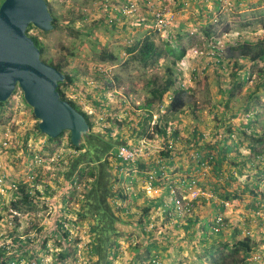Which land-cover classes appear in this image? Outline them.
Returning <instances> with one entry per match:
<instances>
[{
  "label": "rangeland",
  "instance_id": "obj_1",
  "mask_svg": "<svg viewBox=\"0 0 264 264\" xmlns=\"http://www.w3.org/2000/svg\"><path fill=\"white\" fill-rule=\"evenodd\" d=\"M48 1L54 15L58 18L57 24L50 31H43L31 24L28 32L30 35L38 36L45 45L43 59L53 60L54 63H58L62 59L66 63L64 71L73 75L75 84L64 85L63 89L67 96L74 99L91 115L94 131H103V126L111 125L110 123L116 119L119 124L129 121L123 128L126 130L130 126V122L134 127L142 115L145 117L142 133L157 137L156 141L161 149L162 145V148H165L166 141L163 138V142L161 137L159 139L155 127L160 116L163 118V123L169 121L176 123L177 119L184 120V122L191 119L199 123L200 118L203 117L207 139L214 140L221 135L228 134L227 125L236 121L234 116L243 117L245 111L234 112L236 104L247 101L258 103V108L264 113V60L251 64L252 74H250L247 84L255 90L251 94V98L248 99L247 94L244 95L241 92L234 94L235 90L229 91L231 88L228 84L234 80L231 71L238 69L233 60L228 58L220 64L215 62L216 59L209 53L212 45L226 47L233 44L235 39L233 35H238L237 39L239 40L243 39V36L254 40L261 38L263 30L259 19L264 13V0H252L255 3L254 9L250 12L251 16L247 10H245L246 12H237L233 8L232 0H221L218 10L215 0ZM129 1L138 6L135 12L126 14L122 11V14L117 16V12L110 8L108 9L109 16L106 15L107 5L125 9L131 4L128 3ZM161 2L166 3L164 4L167 5L165 7L168 9L167 14L170 18L167 30L159 29L153 17V10L162 6ZM111 18L117 19L116 27L108 21ZM245 21H251V26L245 25ZM233 25L238 28H234ZM148 35L162 49L167 47L169 41L173 42L174 47L180 48V51L184 47V49L188 48L185 57L182 56V59L179 57V62L175 66L176 54L165 51L163 56L145 65L137 54L128 52V48ZM103 52L113 54L115 59L107 58L103 61ZM185 58L190 62L185 63ZM238 62L242 63L240 60ZM183 64L184 66L192 64V73L194 74V69L197 74L190 78L193 81V92L191 93L194 95L187 98L190 105L188 104L183 111L173 115L168 107L159 109L157 101L151 107H147L146 102L154 98L153 88L158 83L166 82V79L171 75L170 68L175 73V79L182 82ZM179 65L181 69H179ZM203 66L207 68L203 70ZM102 74H105L104 77ZM105 77L111 79L109 84ZM236 80L242 81L240 77H237ZM184 82L186 84V76ZM236 84L238 83H234V89H238ZM101 103L105 106H101ZM195 103L198 108L194 105ZM148 109L152 113L151 119L146 118ZM201 113L203 115H200ZM38 123L39 119L35 116L33 107L25 100L22 89L17 87L11 99L0 106V139L7 140L9 144L7 147L0 148V245L7 241L11 243L17 235L23 236L22 238L25 239L27 234L31 233L32 237H35L32 243L38 250L43 247V244L39 242L40 235L48 237V247H51L52 252L57 249L61 250L63 246L59 244L60 238L55 231V220L61 215L64 199L65 204L76 212L85 201L86 188L82 170L69 174L68 158L74 153V149L70 147V132L65 131L58 141L51 142L46 134L36 131ZM179 126L183 130L188 127L187 123L179 124ZM113 127L115 132L119 129L116 122ZM132 138L130 136V142L135 139ZM143 142V146L150 147L151 141L149 142L147 137L143 139ZM138 145L135 142L132 147ZM259 178L261 182L264 181V175ZM20 182L29 183L33 187V192L35 193L34 190H37L40 192L38 194L42 196L33 210L24 208L25 210L18 211L12 207L13 201L17 198ZM13 183L17 186H13ZM198 183L203 186L199 180ZM206 191L209 195L213 194L209 189ZM246 194L248 195V193ZM250 204V198L243 195L241 198L231 201V204H227L228 207L230 206L227 217L229 222L236 221L235 224L242 229V233L238 234V239L246 235L245 231L251 224L249 231L254 242H257L255 255L259 260L257 262L254 259L256 262L254 264H264V241L259 243L261 236L257 234V228L259 227L260 230L262 223L256 225V218L253 214L250 216ZM70 214L72 215V213ZM73 216L77 217V214L75 213ZM250 218H252L251 223L245 220ZM79 222L83 224L80 232V223H78L79 228L68 225L73 233L79 234L81 240L73 241L79 246L78 259H75L74 256L68 260L52 257L53 260L49 259L48 264H90L84 256V244L90 239L85 232L89 230V227L86 220L80 219ZM117 226L120 229L130 228L133 231L132 236L134 233H139L133 223L126 225L122 222ZM12 231L14 234L9 235ZM124 235L125 232L120 237L124 243L122 247L126 248L129 245V248L133 245L135 248H146V242L140 233L138 237H134V239L138 238L136 243L132 239L124 238ZM115 238L117 236H112V242ZM178 240L180 239H176L175 244L179 243ZM181 243H183L182 253L173 257H165V260L160 263L184 264V260H178L180 257L185 258L186 264H200V262L211 264L213 261L208 249L202 251L199 248L195 254H187L189 245L184 241ZM190 252L192 253V251ZM122 253V256L114 261V264H126V258H128L126 256L129 253L126 256L124 250ZM241 257L242 255L239 253L238 258ZM129 260L128 264H133L134 258L129 257ZM227 260L231 261L232 258H227ZM143 263L148 264V260Z\"/></svg>",
  "mask_w": 264,
  "mask_h": 264
},
{
  "label": "trees",
  "instance_id": "obj_2",
  "mask_svg": "<svg viewBox=\"0 0 264 264\" xmlns=\"http://www.w3.org/2000/svg\"><path fill=\"white\" fill-rule=\"evenodd\" d=\"M2 2L3 0H0V4ZM47 2L53 15V23L55 27L58 22V18L54 15L53 9L48 0ZM109 6L110 5H107L108 8L106 9L107 16H109L108 9L110 8L117 12V16L122 14L123 9ZM108 21L111 22L112 26H117V19L113 20L111 18ZM259 21L262 23L264 31V13L261 15ZM31 26L32 25L29 26L28 30ZM165 29L167 30L168 27ZM31 36L36 45L40 48L41 55H43L45 52V45L38 38V36ZM184 48L180 51V48L178 49V47H174L173 42L169 41L167 47L162 49L148 35L143 39H139L134 45L129 47L128 52L137 54L145 65H148L156 58L163 56L165 51H168L169 53L172 52V54H176L174 62V65L176 66L179 57L184 56L188 50V48ZM214 49L217 50V55L215 56L220 61V64L229 58L230 60H233L235 66L238 68L237 70H241L244 66L238 62V59H243L250 63H258L264 60V33L263 37L260 39H245L243 42L239 40L234 41L233 44L229 45L226 49L228 54L222 53V56H220L221 49H219V47L215 46ZM102 54L103 61L107 58L113 60L115 59L113 54H107L106 52H103ZM44 60L55 65L66 74V79L59 82L58 89L65 99H68L72 105H74L86 116L90 124V133L81 146H75L70 137V147L74 149V153L69 155L67 163L70 171L69 174L78 170L83 171L82 178L85 180L86 188L85 201L80 206L79 210L75 212L74 209L69 208L65 204L66 201L64 199L61 215L57 220H55V231L60 238L59 244L63 245L61 250L57 249L56 251L51 252V247H48L47 243L48 237L46 236L40 235L39 242L43 244V247L38 250V248H36L32 243L35 240V237H32L31 233L27 234L25 239H23L22 236L17 235L8 245L0 246V264H12L13 261H15L16 264H45L44 259L46 256L51 258V260H53L52 257L68 260L71 256L78 259L77 252L79 250V246L78 243H73V241L79 242L81 240L79 239V234L73 233L68 225H74L79 228L80 225L78 227V223H80V219L86 220V224L89 227V230L86 232L84 231L86 235L90 237V239H88V241L84 244V256L87 258L86 260L88 263L114 264V261L120 255L121 242L119 241V238L125 232L124 229H120V227L117 226L118 223L123 222V210H121V207L117 206L116 201L118 199L122 201L126 200L129 196L121 186V181L123 180L121 171L124 166L128 165V163H125L122 160L121 164H119V161L116 162V159L119 160L116 148L125 142L126 138L120 132H115L112 124L103 126V131H94V123L91 115H89L74 99L67 96L63 89L64 85L75 84V78L73 75L64 71V64L66 63L62 59H60V62L58 63H54L53 60ZM170 74L171 75L168 79H166V82L161 84L158 83V85L153 88L152 94L154 100L151 99L146 102L147 107H151V105L157 101L159 102V105L162 106L167 104L166 107H168L169 111L177 113L183 111V109L189 104V102H187V89L185 88V84L183 81L180 82L175 79V73L171 68ZM102 75L104 77L105 74ZM105 78L107 80V84H109L111 79L109 77ZM10 99L11 97L8 100ZM5 102L0 101V106H3ZM194 105L197 106L196 103ZM101 106H105V104L101 103ZM162 106H159V109H161ZM147 112L148 117L146 118L151 119L152 113L149 109ZM255 116L259 122L260 119H262V122L259 125L255 124V126H253V123L251 122L247 123V125H244L243 123L239 124V126L232 124L227 125L228 134L221 135L215 141H206L201 144L197 138V132L194 135L196 141L195 158L193 159L194 154H192L190 159L192 162L194 161V163L198 164V166L207 164L214 179H211V187H208L213 194L211 196L202 195L197 199L192 200V207L190 209H194L200 199V201L204 200L205 205L210 203V206L213 208V221L207 222L209 224L205 225L206 228L203 230L205 232L203 233L204 239L202 238L200 241L204 247L203 250L205 251L208 249L211 252L210 256L213 257L211 264L256 263L253 256L256 254L255 249L257 242H254L250 234H246L243 238L238 239V234L242 233V229L235 224L236 221L232 220L229 222L228 217L221 213V211H223V209L227 206L226 202L234 201L245 193H251V195L254 196L253 204L256 210L254 213L256 221L258 224L264 222V218L257 213L259 210L264 209V190L261 189V186L263 185L259 178L263 176L264 169L259 170V168L258 172H253L256 170L255 164L257 161L259 164L264 163V117H262L259 112H256ZM144 119L145 117H143L142 120ZM117 120L118 119H116V122L119 124ZM157 121L158 122L155 127L166 142L165 149L161 151V163L156 164L159 166V174H157L156 180L165 172V169L168 168V166L164 165L163 161L168 159L169 163L172 164L175 162V156L179 154V152H177V147H175V142L177 140V136L179 135V129L176 127L171 132L170 136L172 137H170L167 135L168 127L167 123H163V118L160 116ZM36 131L42 132L39 128V123L36 126ZM239 131L245 136H247L248 133H251L248 138H252L255 143L250 148V153H245L241 147L235 148L237 143L233 133ZM63 134L64 132L57 138H52L48 135L47 137L51 142H55L58 141ZM2 147L4 148L7 146ZM233 151L235 154H232ZM137 164L144 167L146 170L148 169L147 166H144L146 163L143 164L138 162ZM147 176L149 177V174H147ZM73 182H75V180H73ZM171 182L172 181L167 180L166 185H170ZM208 189L206 188L205 190ZM34 191L35 193L33 192V187L30 186L29 183L20 182L16 194L17 198L13 201L12 207L16 208L18 211L25 210L24 208L33 210L42 197L38 194L40 193L39 191ZM166 194L167 193L164 191L161 196L155 199L146 198L147 204L142 208V215L140 222L138 223L144 230V233L149 234V237L152 235V232L148 231L146 228L150 225V212L154 210L153 208L158 210V206L164 207L166 201L165 199L167 198ZM170 195L178 212H184L183 209H179L175 199L173 198L174 193L172 194L171 192ZM217 206L220 208L217 209ZM215 209L217 211H215ZM192 211L184 214L188 217L189 213ZM70 213H72V215ZM75 213L77 214V217L73 216ZM249 223H251L250 220ZM82 225L83 224H81V227L79 228V232L81 231V228H83ZM249 228L250 226L248 227V231L250 230ZM226 230H230V232L228 233ZM13 234L14 232L12 231L9 235ZM257 234H260L261 242L259 243H262L264 241V231H260L258 227ZM112 236H117L113 242ZM231 237L233 239H230ZM230 240H232V243H230ZM239 253L242 255L241 258H238ZM151 256L152 262L153 259H160L159 254L157 255L153 253ZM227 258H232V260L229 261Z\"/></svg>",
  "mask_w": 264,
  "mask_h": 264
},
{
  "label": "crops",
  "instance_id": "obj_3",
  "mask_svg": "<svg viewBox=\"0 0 264 264\" xmlns=\"http://www.w3.org/2000/svg\"><path fill=\"white\" fill-rule=\"evenodd\" d=\"M220 1L221 0H215V2L217 3V6H216L217 10L221 6ZM231 2L233 3V8L237 12H243V11L246 12L245 10H247V11H249V15L251 16L252 13H250V12L252 9H254L253 7H254L255 1H252V0H232ZM231 2H230V5H231ZM203 8H204V6H203ZM222 8H224V7H222ZM210 15H211V13H210ZM250 16H249V18H251ZM251 24H252L251 21H247V22L245 21V25L251 26ZM236 25H233V27L237 29L238 27H235ZM243 33H245V32L243 31ZM234 37L236 39L238 37V35H236V36L233 35V38ZM242 38L244 39V36ZM235 39H234V41H235ZM180 59H182V57ZM238 60H240L242 62L240 64H243L244 67L241 70L231 71V74L233 75L234 80L230 81V83L228 84L231 88V89H229V91L235 90V91H233L234 94H239L240 92L244 93V95L247 94L248 99H249V98H251V94H253L254 90H255L253 87H251V85L247 84L249 81V76H250V74H252L251 64H254V63H250V62L243 60V59H238ZM178 62H179V60H178ZM184 62L189 63L190 60L185 58ZM246 63H248V64L245 65ZM191 68H192V64L190 66L188 64H187V66L186 65L184 66V64H183V66H182V72L184 74V77H183L184 81H185V76H186L185 88L187 89V98L189 96H191V97L194 96L191 93V92H193V90H192L193 89V81L190 78H193L194 76L197 75V74H195L194 69H193L194 74L192 73ZM206 68H207L206 66H203V70H205ZM179 69H181L180 65H179ZM191 73H192V76H191ZM237 77H240V80H242V81L241 82L237 81L236 80ZM229 78H231V77H229ZM184 81H183V83H185ZM236 82L238 83V84H236V88H238V89H234V83H236ZM241 83H243V84H241ZM257 104L258 103H253L250 101L241 102L239 104H236V106H238V107L235 106L234 112L245 111V113H244L242 118L238 117V116H236V117L234 116V119L236 121L232 125L239 126V124H242V123L244 125H247V123H250V122L253 123V126H255V124L259 125L262 122V119H260V122H259L255 116L256 112L261 111L258 108ZM159 106H162V105H159ZM166 106H167V104L164 105V108ZM173 114L174 113L172 112L171 115H173ZM200 115H203V114L201 113ZM142 119H143V116L140 115L139 119L137 120L136 125L133 127L131 124L132 122H130V126L127 127L126 130H124L123 128L125 125H127V123H129V121L127 123H123V124L121 123L120 126L118 127L119 129L116 131V132H120L123 136H125L126 140L123 143H126L130 146L134 145L135 142H137L139 145H143V143H144L143 139L146 137L149 139V142L151 141L150 147L145 146L146 147V154L143 156V158L140 162L143 164L146 163V165H144V166H147L148 169L146 170L144 167H141L137 164V166L136 165L124 166L122 171H121L122 176H123V180L121 181V186L124 188V191L129 196H128V199L123 200V201L118 199L116 201L117 206L121 207V210H123V217H122L123 222L126 225H128L129 223H133V225H135L136 229H138L137 231L143 236L144 242H146V248H144V247L135 248L133 245H131L133 248L132 247L128 248L129 245H127L126 246L127 250H125L126 248L122 247L124 244L122 242L123 240L121 238L119 239V241L121 240L120 241L121 247H120V255L119 256L120 257L122 256V254H123L122 250H124L125 256L127 255V253H129V255L126 256V257H128V258H126V262H125L126 264H128V262L130 261L129 257L134 258L133 264H144L143 262H145L147 260H148V264H151L152 263L151 254H153V253H155L157 255L159 254L160 261H164L165 260L164 258L168 257V256L173 257L174 255H179L183 251V243H181L182 241H184L186 244L189 245V250H188L187 254H189V253L195 254V251H197L199 248L202 249V251H203L204 247L202 246V244L200 242L203 238V233H205L203 230L206 228L205 225L209 224L207 222L213 221V218H214V213H213L214 211H213V208L210 206V203H207L205 205L204 200L200 201L201 199L198 201V203L195 205L193 211L190 212L188 217H187V215L184 214L187 212H181V213L178 212V210L174 204V201L172 200V197L170 195L171 192H172V194L175 193V191L181 192V190L179 189L180 177H186V178L198 177L199 178L198 180L200 181V183L203 186H205V187H203L199 184L201 187H203L204 189L208 188V186L211 187L210 184H211V179H213V177H212V172H210V170L208 168V165L205 164V165L198 166V164L194 163V161L192 162L190 159L192 154H194L193 159L195 158L196 141H195L194 135L196 132L198 134L197 138L199 139V142L201 144L205 143L206 141H211V140L207 139V134H206L207 132L205 131L206 126L204 125L205 121L203 120V117L200 118L199 123L197 121L195 122L194 120H191V119H190V121H185V122H184V120L179 121L178 119H177L176 123H171L170 121L166 122L167 127H168V130H167L168 136L171 135V132L176 127L179 129V135L177 136V140L175 142V147H177V152H179V154L177 156H175V158H174L175 162H173L172 164L169 163L168 159L163 161L164 165L168 166V168L165 169V172L163 174L164 177L160 176V177H158V179L156 181L153 180V183H151L152 186H150L147 174L151 173L153 170L159 174V171H158L159 166H157L156 164L161 163V159H160L161 158V151L165 148H162L163 147V145H162L161 149H159V144L156 141L157 137H155L153 135H149L148 133L147 134L142 133V130L144 128V126H143L144 120H142ZM115 122L116 121L113 120V122L110 124L114 125ZM186 123H187L188 127H187V129L185 128L183 130L182 127L179 126V124H186ZM168 124H171V125H168ZM157 132H158V130H157ZM250 135H251V133H248V135L245 136L240 131L234 132L233 136L235 137V140L237 143V146L235 145V148L241 147V149H243V151L245 153H250L251 152L250 148L255 143V141H253L252 138H248ZM130 136L133 137L132 139L135 138L134 139L135 141L133 140L134 142L133 141L130 142L131 141ZM158 137H159V139L161 137L162 141H163V136L161 134H159V132H158ZM170 137H172V136H170ZM216 139H218V137ZM216 139H214L213 141H215ZM230 141H232V140H230ZM234 151L232 152V154H235ZM117 161L120 162V163L118 162L119 164L122 163L121 160L116 159V162ZM198 162H199V160H198ZM255 167H256V170H254L253 172H256V171L258 172L259 170H263L264 169V163L259 164L257 161L255 164ZM206 177H208V178H206ZM167 180L172 181L171 184L168 186L166 185ZM262 185L263 186H261V189L264 190L263 189L264 181H262ZM164 191H165V193H167L166 194L167 198L165 199L166 201H165L164 207L158 206V210L157 209L155 210V208H153L154 210L150 212L151 213L150 214V218H151L150 219V225L148 226V228H146L148 231L152 232V235L149 237V234H145L144 230L139 226V223H138V222H140V218L142 215V208L145 207L147 204L146 198L155 199V198L161 196V194H163ZM181 193L186 194V192H183V191ZM243 196H247L248 198H250L251 204L249 205V212H250V216L252 214L254 216V213L256 211L254 208V204H253V197L254 196L251 195V193H248V195L245 193V194H243ZM215 199H217V198H215ZM227 204H231V202L228 201V202H226V205ZM207 205H209V206H207ZM229 207L226 206V208H224L223 211H221V213H223L225 216H228L229 212H227V211H228ZM219 208L220 207L217 206V209H219ZM215 211H217V210L215 209ZM240 216L242 217V215H240ZM245 220L249 221V220H252V218L245 219ZM249 225L251 228V224H249ZM256 225H259V224L256 223ZM124 231H125L124 238L132 239L133 242L136 243V240L138 238L134 239V237L135 236L138 237L139 233H137V234L134 233L132 236L131 233L133 231L130 228L124 229ZM260 231H264V223L263 222H262V226H260ZM227 232L229 233L230 230H228ZM172 239H175V241H172ZM176 239H180V240H178L179 245L175 244ZM199 242H200V244H199ZM173 245H174V247H172ZM171 248H174L175 250H172ZM145 251H147L146 255H145ZM190 251H192V253ZM148 253H149V255H148ZM180 259L184 260V264H186V260L184 257L178 258L179 261H180ZM200 264H203V263L200 262Z\"/></svg>",
  "mask_w": 264,
  "mask_h": 264
},
{
  "label": "water",
  "instance_id": "obj_4",
  "mask_svg": "<svg viewBox=\"0 0 264 264\" xmlns=\"http://www.w3.org/2000/svg\"><path fill=\"white\" fill-rule=\"evenodd\" d=\"M31 24L43 31L53 29L47 0H3L0 4V101H7L20 87L42 133L57 138L69 131L72 143L81 146L90 124L59 91L66 74L42 58L28 32Z\"/></svg>",
  "mask_w": 264,
  "mask_h": 264
},
{
  "label": "built area",
  "instance_id": "obj_5",
  "mask_svg": "<svg viewBox=\"0 0 264 264\" xmlns=\"http://www.w3.org/2000/svg\"><path fill=\"white\" fill-rule=\"evenodd\" d=\"M164 1H169V0H164ZM128 3H131V4H129L128 6H126L125 9L122 10L126 14H131L138 9V6L136 5V3L131 2V1H129ZM164 3L165 2H161L162 6L153 10L154 11L153 17L159 29L166 28L170 23V18L168 17V14H167L168 9L165 7L167 5H165ZM8 145L9 144L7 140L0 139V148L2 146H8ZM145 154H146V147L143 145L139 147H135V146L132 147L128 144H120L117 148L118 159L124 161L125 163H128V165L129 164L136 165L138 162L142 160ZM38 160L41 161V159H38ZM156 176H157L156 171H152L150 173V176L148 177L150 186H152L151 183H153V180H156ZM179 181L181 183L183 191L187 192V195L182 196V195L176 194L175 200H176L178 207L183 210L189 211L192 207L191 201L197 199L199 196H202V195L210 196L209 193L205 189H203L202 187L198 185L197 179L181 177ZM13 186H17V184L13 183ZM258 213L264 218V209H261ZM15 214H18V213H15ZM9 243L10 241H7L3 245L6 246ZM49 259L51 260V258H49L48 256L45 257L44 259L45 264H48ZM253 259L257 260L258 256L254 255ZM160 262H161L160 259H153L152 264H161ZM12 264H16V262L13 261Z\"/></svg>",
  "mask_w": 264,
  "mask_h": 264
},
{
  "label": "clouds",
  "instance_id": "obj_6",
  "mask_svg": "<svg viewBox=\"0 0 264 264\" xmlns=\"http://www.w3.org/2000/svg\"><path fill=\"white\" fill-rule=\"evenodd\" d=\"M263 29V28H262ZM263 33H264V31H263ZM263 37V36H262ZM261 37V38H262ZM237 38H239V37H237ZM235 39V41H237V40H239V39ZM245 39H249V40H254V39H250V38H244V39H240L239 41H245ZM260 39V38H259ZM215 46H217V47H219V49H221L220 50V56H222V53H226V54H228V52L226 51V49L228 48V46H226V47H222V46H219V45H212L211 46V49H210V51H209V53L216 59V61L215 62H217V63H219L220 61L216 58V56L215 55H217V50L216 49H214V47ZM193 50H194V48H193ZM196 50V49H195ZM162 109H164V105L161 107ZM261 115H262V117H264V113H262L261 111L259 112ZM122 144H126V143H122ZM139 146H141V145H138V146H135V147H139ZM118 148V147H117ZM141 162V161H140ZM136 166H137V164H136ZM154 171V170H153ZM157 173V172H156ZM158 174V173H157ZM164 174V173H163ZM163 174L161 175V177H164L163 176ZM149 176H150V173H149ZM166 178V177H165ZM181 178V177H180ZM188 178H190V179H197L196 177H188ZM149 180V179H148ZM156 181V180H155ZM197 182H198V180H197ZM198 185H199V183H198ZM200 186V185H199ZM203 188V187H202ZM179 189L181 190V192L183 191V189H182V186H181V183H180V186H179ZM204 189V188H203ZM181 192H178V191H175V193H174V199H175V195L176 194H179V195H187V192H186V194H182ZM184 192V191H183ZM211 196V195H210ZM150 197V196H149ZM176 201V200H175ZM180 209V208H179ZM193 210V209H192ZM192 210H189V211H192ZM184 212H189L188 210H183ZM260 211V210H259ZM258 211V212H259ZM257 212V213H258ZM259 214V213H258ZM246 232V234H251L250 233V231H248V229L245 231ZM257 261H259L258 259H257Z\"/></svg>",
  "mask_w": 264,
  "mask_h": 264
}]
</instances>
